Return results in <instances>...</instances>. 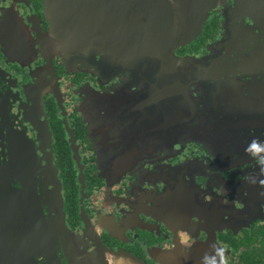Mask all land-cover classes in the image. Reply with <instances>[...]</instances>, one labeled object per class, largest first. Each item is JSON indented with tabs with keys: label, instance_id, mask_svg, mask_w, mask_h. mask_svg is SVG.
<instances>
[{
	"label": "flooded vegetation",
	"instance_id": "obj_1",
	"mask_svg": "<svg viewBox=\"0 0 264 264\" xmlns=\"http://www.w3.org/2000/svg\"><path fill=\"white\" fill-rule=\"evenodd\" d=\"M69 1L0 0V156L67 226L10 261L264 264V0Z\"/></svg>",
	"mask_w": 264,
	"mask_h": 264
},
{
	"label": "water",
	"instance_id": "obj_2",
	"mask_svg": "<svg viewBox=\"0 0 264 264\" xmlns=\"http://www.w3.org/2000/svg\"><path fill=\"white\" fill-rule=\"evenodd\" d=\"M67 2L65 6H70V1L67 0ZM64 13L66 16L62 18L67 20L68 12ZM89 33L86 27L84 29L72 26L69 21L64 25L63 21H60L54 27L52 42L60 44L61 57L64 60L70 59L74 57L72 54L86 52ZM10 154L12 156L9 161L2 160L0 156V264H13L10 258L17 257L23 251L24 246L34 244L36 241H29V239L43 235L42 229H49L45 230L46 234H54L55 228L56 232L59 228L62 230L67 228L63 200H61L60 209L57 208V198L61 199V192L54 183H52L54 189L42 194L43 198L40 196L37 201L41 208L42 206L49 207L48 219L43 208H39L34 202L35 197H38L35 188L40 182V170L37 169L39 163L35 157L30 154L25 157L20 151L10 152ZM16 181L22 188H14L13 184ZM60 214L61 219H59ZM13 242L23 245L12 248Z\"/></svg>",
	"mask_w": 264,
	"mask_h": 264
},
{
	"label": "clouds",
	"instance_id": "obj_3",
	"mask_svg": "<svg viewBox=\"0 0 264 264\" xmlns=\"http://www.w3.org/2000/svg\"><path fill=\"white\" fill-rule=\"evenodd\" d=\"M261 164H264V161H260ZM264 183V182H262ZM220 264H227V260L226 258H224L223 254L221 253V260H220Z\"/></svg>",
	"mask_w": 264,
	"mask_h": 264
}]
</instances>
